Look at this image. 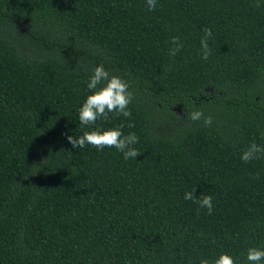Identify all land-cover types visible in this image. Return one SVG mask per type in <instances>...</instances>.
<instances>
[{"label":"trees","instance_id":"1","mask_svg":"<svg viewBox=\"0 0 264 264\" xmlns=\"http://www.w3.org/2000/svg\"><path fill=\"white\" fill-rule=\"evenodd\" d=\"M100 65L130 85L132 116L89 128L78 109ZM121 124L136 159L67 140ZM253 142L264 0H0V264H245L264 248V154L241 159ZM189 191L212 196L211 215Z\"/></svg>","mask_w":264,"mask_h":264},{"label":"clouds","instance_id":"2","mask_svg":"<svg viewBox=\"0 0 264 264\" xmlns=\"http://www.w3.org/2000/svg\"><path fill=\"white\" fill-rule=\"evenodd\" d=\"M146 6L149 11H154L157 6V0H146ZM255 6L259 7V2ZM202 31L200 52L202 59L207 61L211 55L209 40L213 38V31L207 26ZM170 44L168 55L174 58L183 48V44L180 42V38L176 36L171 38ZM129 87L130 85L126 80L119 76L111 75L105 70L103 65L95 67L87 82V88L91 94L87 96L82 106L78 109L80 125L92 128L98 120L108 121L111 118L110 114L130 119L132 113L129 110V105L133 102L134 96L129 91ZM188 119L193 122L202 120L206 127H210L213 123L211 116H205L203 111L199 110L188 113ZM123 127L124 125L121 124L118 128L106 130L94 128L91 131H85L78 138L67 135V140L75 149H83L86 145H91L98 150L115 148L123 154L125 160L136 159L141 154L134 147V145L139 143V138L134 132L124 135L121 131ZM127 127L133 128L135 125L134 123H129ZM261 154H264V146L253 142L242 153L241 159L245 163H249L254 159H258ZM195 191L186 192L184 199L197 203L201 209L206 208L208 214L211 215L213 212L212 196L201 195L197 198L194 195ZM262 261H264V248H248L245 264H261ZM200 264H210V261L201 259ZM211 264H236V261L233 256L223 253Z\"/></svg>","mask_w":264,"mask_h":264}]
</instances>
